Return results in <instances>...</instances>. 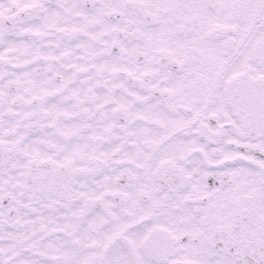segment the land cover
<instances>
[{"label":"snow or ice","instance_id":"obj_1","mask_svg":"<svg viewBox=\"0 0 264 264\" xmlns=\"http://www.w3.org/2000/svg\"><path fill=\"white\" fill-rule=\"evenodd\" d=\"M0 264H264V0H0Z\"/></svg>","mask_w":264,"mask_h":264}]
</instances>
